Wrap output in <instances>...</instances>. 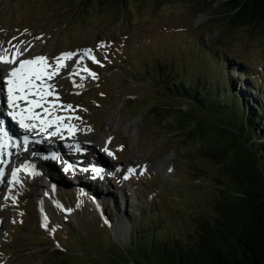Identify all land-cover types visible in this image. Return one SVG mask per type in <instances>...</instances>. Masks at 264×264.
Instances as JSON below:
<instances>
[{"label": "rangeland", "instance_id": "rangeland-1", "mask_svg": "<svg viewBox=\"0 0 264 264\" xmlns=\"http://www.w3.org/2000/svg\"><path fill=\"white\" fill-rule=\"evenodd\" d=\"M194 2L111 0L109 4L94 9L83 6L78 0H0V24L4 29L9 28L12 32L34 29L41 39H48L47 51L81 45L92 50L100 61V64L95 63L98 79L90 77L82 81L85 82L82 87H75L67 79L49 81L55 85L59 104L73 106L61 114L80 117L72 119L81 128L87 124L85 135L99 143L101 133H113L106 147L113 145L114 155L121 149L117 158L122 160L130 154L149 159L146 166L151 171L136 185L132 183L113 189L114 193L108 195L109 208L115 209L111 227L121 219L128 228L125 238L112 234L108 223V229L104 224L93 226L95 216L76 191L69 192L72 179L68 176V185L60 187L63 200H66L64 192L70 196L74 192L77 204L87 210L75 214L72 209L74 218L61 208L60 222L65 225L53 226L56 236L51 243L33 225L38 204V199L34 200L36 191L31 188L33 191L29 194L18 193L17 187V191L10 194L6 211L13 217H24L25 222L20 230L15 225L10 226V232L5 237L0 236V264H135L131 258L141 256L137 252L146 250V244L151 241L157 248L162 241L167 245L176 239L183 241L197 232L198 224L204 218L218 215L213 204L224 199L230 181L221 175L207 155L197 151V144L193 149L190 134L182 125L186 120L197 126L203 124L205 138L212 141L211 144L221 142L220 137L228 141L227 133L225 136L216 124L218 112L212 109L207 112L167 92L164 81L159 79L156 63L163 65H160L163 79H194L198 73H203L205 67L202 49L198 46L204 40L210 53L228 50L239 58L236 60L239 64L229 57L232 61L228 60L222 66L223 77L236 81V77L230 76L233 71L229 66L259 71V66L264 65V30L250 29L243 24L227 27L221 10H218V2L199 11L195 10ZM98 43L107 46L97 47ZM86 60L88 65L91 60ZM66 68H61L58 78H64L60 75ZM263 76L262 73L257 80ZM85 78H88L87 74ZM242 81L243 78L240 83ZM60 83H65V87L60 88ZM262 93L261 89L254 96H262ZM91 97L95 98L96 104L91 102ZM162 114L167 116L166 121H161ZM226 116L229 118L230 112ZM233 117L235 114L232 113L231 119ZM231 125L235 130L239 127L234 123ZM90 133L94 135L89 137ZM91 142L85 141L87 144ZM204 144L208 143L204 141ZM92 145L96 153V144L92 142ZM181 149L185 158L180 155ZM172 151L177 156L172 161L173 173L169 175L164 171L166 164L171 163L166 157ZM67 182L62 173L54 179L57 186H64ZM90 184H94L93 181L90 180ZM84 186L90 189L87 192L94 193L95 189L89 183L84 182ZM96 188L102 195L101 188ZM12 197H15V203ZM53 198L48 202L62 205L55 196ZM120 198L127 202H121ZM66 208L71 209L70 205ZM137 225L139 231L135 230ZM5 228L9 230L8 226ZM55 243L64 246L67 251L64 256H53L56 255L54 246L60 248Z\"/></svg>", "mask_w": 264, "mask_h": 264}, {"label": "trees", "instance_id": "trees-1", "mask_svg": "<svg viewBox=\"0 0 264 264\" xmlns=\"http://www.w3.org/2000/svg\"><path fill=\"white\" fill-rule=\"evenodd\" d=\"M78 1L94 9L111 2ZM215 2L227 27L243 24L264 30V0H195V10L210 8ZM213 59L209 66L204 62L203 73L194 79H162L167 92L207 112H218L216 124L225 136L227 133L228 141L220 137L221 142L211 144L201 123L197 126L186 120L182 126L190 134L191 145L197 144V151L207 155L229 179L226 195L213 204L218 215L204 218L190 238L176 239L169 245L162 241L158 248L151 241L146 250L137 252L141 256L129 257L135 264H264V108L250 98L244 85L237 89L232 79L224 78L217 67L218 58ZM158 71L161 73V68ZM247 85L257 91L250 83ZM232 113L237 119H231ZM166 117L162 114L161 120L166 121ZM231 123L239 127L235 130Z\"/></svg>", "mask_w": 264, "mask_h": 264}, {"label": "snow or ice", "instance_id": "snow-or-ice-1", "mask_svg": "<svg viewBox=\"0 0 264 264\" xmlns=\"http://www.w3.org/2000/svg\"><path fill=\"white\" fill-rule=\"evenodd\" d=\"M27 30H25L26 32ZM13 39H16L15 37ZM36 39H40L37 37ZM21 44L25 45L21 51ZM30 41H20L19 44L13 45L12 51L3 49L0 51V65H7V68L0 67V149L4 148L8 143L12 142L10 129L7 124L11 123L18 127L25 133L22 136L23 147L27 149L30 136L28 133H36L40 135L46 133L48 137H59L64 139L62 130H67L69 135H72L76 130L75 125L64 123L65 120L72 118L80 119V117H69L55 115V110H71L72 105L58 104L59 95L55 91V85L49 83L53 78L60 73L61 68L66 67L64 61L76 56V53L66 52L61 53L55 59V64H50L48 58L43 55H36L31 58H21L32 47ZM98 45L97 47H103ZM79 61H82L87 56L92 62L100 64V61L92 54L91 49L81 50ZM80 72L88 73L93 79H98L97 73L91 69L84 67L79 71L74 67L69 75H80ZM83 80L84 77H81ZM75 87H82V84H77L75 80L72 81ZM48 97H55L53 100H48ZM36 109H42L37 112ZM55 129V130H52ZM111 138H109L110 142ZM109 156L114 155L107 147L103 149ZM54 160L59 159L56 154H53ZM71 165L64 167V171H69ZM20 168H14L11 171L12 179L8 181L9 184L17 182V173ZM146 170V169H145ZM85 171H89L85 169ZM97 176L102 175V170L95 168L91 169ZM171 171V169H169ZM136 172L135 167L127 169L128 174ZM4 175L0 169V177ZM128 175H124L123 179H128ZM9 197L5 195L3 199L7 200ZM15 203V197H12ZM71 212L72 209H66ZM47 220V217L44 218ZM15 223V221H13ZM47 228V224H43ZM54 233L55 229H51Z\"/></svg>", "mask_w": 264, "mask_h": 264}, {"label": "bare ground", "instance_id": "bare-ground-1", "mask_svg": "<svg viewBox=\"0 0 264 264\" xmlns=\"http://www.w3.org/2000/svg\"><path fill=\"white\" fill-rule=\"evenodd\" d=\"M72 70H73V68H66V69H63L62 70V74L60 75L61 77H68V78H70L72 81L73 80H76V81H79V80H81L82 81V79H81V77H86V74H85V72H80V75H69L71 72H72ZM59 76V77H60ZM39 109H36V111H38ZM60 109L59 108H57L55 111H59ZM55 115H57V114H55ZM65 121H67V120H65ZM109 125L108 124H105V127H108ZM110 127V126H109ZM36 135V134H35ZM38 136H40V138H43L44 139V141H47L48 140V138L47 137H45L43 134H40V135H38ZM104 136H106V135H103V138H104ZM69 138H71L74 142H79V136H77L75 133H73L72 134V136L71 137H69L68 135H66V136H64V139H60V138H58L57 140L58 141H60L59 142V145H60V147L62 148V149H67V147H69L68 146V140H69ZM103 138H102V141H103ZM101 141V142H102ZM93 142V141H92ZM92 142L90 143V144H87V143H85V144H87L88 146H90L91 148H93V145H92ZM105 142V140L103 141V143ZM82 148H84V146H81ZM6 149H8V148H6ZM93 152H94V149H93ZM4 153V152H3ZM1 154H2V151H1V149H0V156H1ZM95 154H97V156H100V154L98 153V152H96ZM133 158H135V156L133 155V156H131L129 159L131 160V159H133ZM5 160L2 162V164L0 163V169H4L5 167H6V165H7V160H6V158H4ZM50 159V158H49ZM57 160H54V161H52V162H56ZM63 169H60L59 170V172H57V173H55L56 175H59V174H64L63 173ZM54 174V175H55ZM67 178V177H66ZM4 181V176H2V177H0V185H3V186H7L6 185V183H4L3 182ZM34 185H36V186H40V183H38V182H34ZM56 185V184H55ZM89 191H90V189H88ZM92 192H94V193H92L94 196H96L97 195V191L96 190H93ZM82 196H83V198H85L86 197V195L85 194H83L82 192L80 193ZM40 199L41 200H43V196H40ZM82 201L83 202H86V200L85 199H82ZM97 206H98V204H96ZM72 213V212H71ZM122 222V220L121 219H117V221H116V223H115V225H114V227L112 226L111 227V232H112V234H114V235H118L119 237H121V238H125V232L128 230V228L127 227H125L124 225L125 224H123V223H121Z\"/></svg>", "mask_w": 264, "mask_h": 264}]
</instances>
